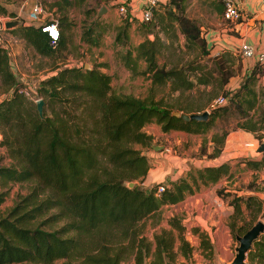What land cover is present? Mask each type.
<instances>
[{"label":"trees","instance_id":"trees-1","mask_svg":"<svg viewBox=\"0 0 264 264\" xmlns=\"http://www.w3.org/2000/svg\"><path fill=\"white\" fill-rule=\"evenodd\" d=\"M180 1L156 2L151 20H140L143 27L147 26L145 30L154 34L153 38L145 36L131 49L116 50L124 67L135 72L137 59L143 60L145 65L140 72L148 75L150 83L167 81L169 89L178 90V95L182 90L216 79L214 69L206 68L200 63L202 59H198V56L208 55L206 41L198 25L183 13ZM157 5L160 7L156 8ZM2 11L5 9L0 5ZM131 20L126 12L113 27V46L127 41ZM67 25L65 17L57 20L59 36L53 43L38 25L20 22L9 29H14L38 54L49 57L64 46ZM173 27L183 35L187 49H196L197 57L165 67L156 62L163 39L154 30L157 28L166 34L173 32ZM95 32L92 26L86 27L82 40L96 45L98 32ZM224 52H216L211 57L220 87L232 74L225 58L221 59ZM8 53L7 47L0 43V84L7 91L0 99V146L12 159L9 164L0 165V187L8 182L30 179L34 182L0 214V264H119L127 244L133 252V262L128 264H143L149 247L137 237V221L161 204L183 199L199 182H214L231 173L228 162H221L191 167L185 176L169 181L160 191H156L158 184L149 189L137 183L127 186L128 181L140 179L148 168L145 155L129 145L131 142L149 144L152 135L144 132L142 126L154 121L162 131L204 133L216 125L218 119L220 130L211 134L212 149L207 154L214 157L219 153L231 118L236 120V126L247 131H256L264 125V109H256L253 88L254 74L264 68L258 62L234 90L219 93L226 101L209 108L206 120H196L183 119L170 111L175 108L184 113L198 112L200 107L182 106L178 97L165 104L150 95L114 92L110 89V76L96 68L54 66L52 72L41 77L29 90L16 79ZM36 98H41L44 106L58 102L78 108L77 121L66 110H63L64 115L57 112L49 115L43 111L39 116ZM203 148L202 141L200 153ZM242 160L260 169L264 167V152L258 159ZM4 194L0 189V203ZM225 194L230 195L228 204L233 208L227 225L236 236L235 219L242 213L241 204L249 207L253 203L258 211L264 206V197L231 191ZM262 215L264 217V211ZM169 223L180 229L174 216ZM178 240V250L187 255L188 241L180 233ZM201 240L203 247H209L206 235L202 234ZM154 242L156 261L152 264H161L162 256L172 252L171 230L163 228L155 233ZM244 264H264V229L247 251Z\"/></svg>","mask_w":264,"mask_h":264},{"label":"rangeland","instance_id":"rangeland-1","mask_svg":"<svg viewBox=\"0 0 264 264\" xmlns=\"http://www.w3.org/2000/svg\"><path fill=\"white\" fill-rule=\"evenodd\" d=\"M10 1L11 7L4 8L5 11L0 13L7 16V21L16 19L17 23L0 30V43L6 46L9 51L10 67L16 79L22 84L24 83L27 89L32 90L39 79L47 75L50 70H53L54 66L76 65L88 69L84 66V63H87L89 69L96 68L110 76L109 85L114 92L134 93L142 97L150 95L155 100L162 99L165 104L176 99V95H171L174 91L169 89L167 81L160 84H151L148 80V75L140 72L145 65L143 60L137 59L135 72H132L122 65L120 58L116 55V50L123 52L125 49H131L146 34L149 35V37L146 36L149 39H152L154 35L145 30L147 26L143 27L140 19L137 21L131 20L127 28V41L123 44L114 45V47L113 27L119 24L123 17L118 13L119 2L109 3L111 0H36L41 5L44 19H54L57 22L61 17H65L68 21L65 29L66 39L64 46L56 49L51 56L44 57L38 54L14 29H9L18 25L20 23L19 19H23L21 13L17 14L19 19L13 17L20 5L26 1L22 9L28 11L33 0ZM180 3L183 6V13L193 19L203 36L207 28L212 27L217 7L220 6V0H181ZM101 5L104 7V11L96 15ZM159 7L157 5L156 8ZM131 24L134 25L131 26ZM88 26H92L98 32V43L96 45L82 40V31ZM148 26L150 25L148 24ZM155 29L156 31L154 30V32H158V36L163 39V43L159 45L156 54V62L159 65H164L165 67L180 65L186 59H190L193 56L197 57L196 49L186 48L183 36L180 35V32L175 27H173V32L166 34L157 28ZM211 46H208L206 42L208 55L200 58L198 56V59H202L199 62L203 63L206 68L214 69L213 76L216 79L192 86L186 91L182 90L177 96L179 104L182 106H188L187 108L200 107L202 109L199 111H202L205 109L204 106L208 105L217 94L222 93L224 90H230L228 87L233 85L232 82L234 80L232 81L231 79L228 86L227 79V82L222 87L219 86V75L215 71V62L211 60V57L215 54L211 51ZM223 58L233 70L232 61L238 60L239 56H229L228 52H224L221 56V59ZM256 79L255 73L253 86ZM256 89L258 91L256 109H264V88L257 86ZM6 92L2 84H0V99L7 95ZM72 108L73 106L71 105L58 102L44 106L42 101L41 112L43 114V111H45V113L50 115L54 112L62 114L64 113L63 110H66L69 116H72V119L77 121L79 109ZM172 110L177 109L173 108ZM235 121V119L231 118L226 125L227 138L230 143L225 145V148L221 144L218 153L221 155L214 157L207 156L212 149V143L210 145L205 143L200 153V145H196V136L183 134L176 130H170L164 134H151L150 125H147L148 127L143 125L141 128L144 132L152 135L148 145H141L136 142L129 143L130 146L138 148L147 160L148 168L146 173L140 179L132 180L133 183H137L143 189H149L155 184L169 185V181L185 176L191 167H203L228 162L231 173L230 175H223L214 182L206 184L199 182L198 186H194L193 191L185 194L183 199L175 203L161 204L155 211L137 221V237L147 242L149 247L143 257V264H152L156 261V256L153 253L155 246L154 234L160 232L163 228L171 230L174 242L172 252L162 256L161 264H221L230 261L233 257L234 247L238 244V241L227 225L228 215L233 208L228 204L230 195L223 194L231 191L236 194L253 193L259 197H264V167L254 169V167L249 166L242 160V158L258 159L261 156L262 153H255V149L259 142L264 139V125L256 131L245 133L243 128L236 126ZM219 127L220 122L217 119L216 125L204 133H206V136H211L215 130H220L218 129ZM164 148L166 149L164 150ZM11 160L6 149L0 146V165H7ZM186 178L188 181L190 180V178ZM33 182L34 179H30L21 182H8L1 186L0 189L4 190L5 194L3 201L0 203V214H4L19 196L25 194ZM241 209V215H238L235 219L236 229L234 231L236 234H242L257 220H261L264 223L262 215L264 206L257 211L255 204L251 203L249 207H245L242 203ZM172 216L180 225V229L169 223V219ZM179 233L189 243L187 255H183L177 248ZM202 234L206 235L209 247H203L201 243ZM122 243L127 244L125 241ZM130 246V244H127L119 264L133 262V252Z\"/></svg>","mask_w":264,"mask_h":264},{"label":"crops","instance_id":"crops-1","mask_svg":"<svg viewBox=\"0 0 264 264\" xmlns=\"http://www.w3.org/2000/svg\"><path fill=\"white\" fill-rule=\"evenodd\" d=\"M31 1V0H30ZM166 0H157V2H165ZM24 1L20 7L17 9L15 16L21 13V17L23 19H19L20 22L24 24H32L34 26L38 25L40 21L44 19L43 14H35L32 10L34 4L40 3L36 0H33L29 6L28 11H24L22 9ZM111 2H119L123 3L126 6L127 12L129 17L132 18L133 21L139 20L140 10L142 8L144 0H111ZM0 5H2L5 9L11 7L10 0H0ZM237 5L240 9V17L235 22H228L223 20L221 16L222 12V5L220 2V6L217 7V13L215 15V19L212 23V27L207 28L205 34L203 35L208 46H211V51L214 53L226 51L228 52L229 56H239V59L232 61L231 66L233 67L232 74L228 78V86L229 81L232 79L233 85L228 87L230 90H234L241 82L242 79L253 69V67H257L256 60L254 56H242L238 49L239 43L244 41L249 43L253 46L254 51L263 49L264 48V0H238ZM7 17V16H5ZM25 18V19H24ZM133 23V22H132ZM137 23V22H136ZM134 24H131L133 26ZM214 26V27H213ZM10 27V26H9ZM180 35H182L180 33ZM149 37L148 34H146ZM183 36V35H182ZM184 39V37H183ZM138 42V41H137ZM9 52V51H8ZM14 52V51H11ZM45 57V55H43ZM129 70V69H128ZM50 70L48 73L52 72ZM257 79L254 82V92L255 96L257 97L258 91L256 87L264 88V68L261 69L260 72H256ZM149 82L150 79L148 78ZM240 82V83H239ZM239 83V84H238ZM185 89L184 91H186ZM134 94V93H133ZM136 95V94H134ZM172 96H178V90H175ZM138 96V95H136ZM142 97V96H141ZM204 106V108H206ZM202 109V108H201ZM190 113V112H189ZM144 125H150L149 128L152 130V133H162L168 131H162L158 123L154 121L147 122ZM147 126V127H148ZM174 130V129H173ZM183 134L196 136V145H200L203 141V144L210 145V135L206 136V133H188L182 130H176ZM245 133L248 131L245 130ZM229 139L227 138V133L225 134L222 142V146L225 148L228 143H230ZM221 153V151H220ZM221 155V154H217ZM184 198V197H183Z\"/></svg>","mask_w":264,"mask_h":264},{"label":"built area","instance_id":"built-area-1","mask_svg":"<svg viewBox=\"0 0 264 264\" xmlns=\"http://www.w3.org/2000/svg\"><path fill=\"white\" fill-rule=\"evenodd\" d=\"M238 0H220L222 5V12L221 16L223 20L228 22H235L240 17V9L237 5ZM157 0H144L142 8L140 10L139 19L142 21H150L151 15H152V9L155 7ZM32 10L35 14H43V10L41 8V5L34 4L32 7ZM127 12L126 6L123 3H120L118 5V13L122 16L125 15ZM44 15V14H43ZM44 17V16H43ZM7 21V17H5L3 14L0 13V30L4 29V23ZM39 29L49 37L50 43H53L54 40H56L59 36V29L57 26V22L54 19H43L38 23ZM7 28V27H6ZM6 47V46H5ZM238 49L240 51V54L242 56H254L256 62L264 65V48L254 51V48L252 45H250L247 42H240ZM25 94H28V91L24 90ZM38 98L34 99L35 101ZM226 101V97L218 94L215 96L207 105L205 108L206 111L209 110V108L223 104ZM166 148H164L165 150ZM162 189V185H158V189L156 191H160Z\"/></svg>","mask_w":264,"mask_h":264},{"label":"water","instance_id":"water-1","mask_svg":"<svg viewBox=\"0 0 264 264\" xmlns=\"http://www.w3.org/2000/svg\"><path fill=\"white\" fill-rule=\"evenodd\" d=\"M104 11V7L101 5L96 15L101 14ZM17 23L16 19L5 21L4 26H13ZM84 66L89 69L88 64L84 63ZM35 107L36 111L39 116L42 115L41 108H42V100L38 98L35 101ZM172 115L179 116L183 119H196V120H206L208 117L209 111H206L205 109L198 112H190V113H184L179 110H172L170 111ZM256 152H264V139L259 142V144L256 147ZM133 184L132 181H128L126 183L127 186H131ZM264 229V223L261 220L255 221L249 228H247L242 234L236 235L235 238L238 241V244L234 247V254L230 261L223 262L221 264H244L245 262V255L247 251L251 248L252 243L257 239L259 234Z\"/></svg>","mask_w":264,"mask_h":264}]
</instances>
